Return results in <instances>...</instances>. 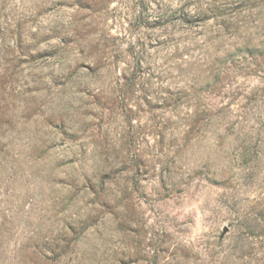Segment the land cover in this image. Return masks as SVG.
Returning a JSON list of instances; mask_svg holds the SVG:
<instances>
[{
  "label": "rangeland",
  "instance_id": "1",
  "mask_svg": "<svg viewBox=\"0 0 264 264\" xmlns=\"http://www.w3.org/2000/svg\"><path fill=\"white\" fill-rule=\"evenodd\" d=\"M0 264H264V0H0Z\"/></svg>",
  "mask_w": 264,
  "mask_h": 264
}]
</instances>
